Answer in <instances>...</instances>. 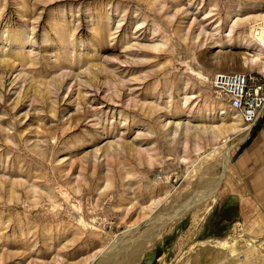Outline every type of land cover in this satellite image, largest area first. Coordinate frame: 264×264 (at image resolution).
<instances>
[{"label": "rangeland", "instance_id": "1", "mask_svg": "<svg viewBox=\"0 0 264 264\" xmlns=\"http://www.w3.org/2000/svg\"><path fill=\"white\" fill-rule=\"evenodd\" d=\"M263 13L264 0H0V264L136 250L143 208L179 206L222 174L213 200L126 264H264L223 197L249 139L225 171L240 137L217 150L215 127L241 120L211 87L264 72L249 37Z\"/></svg>", "mask_w": 264, "mask_h": 264}, {"label": "bare ground", "instance_id": "2", "mask_svg": "<svg viewBox=\"0 0 264 264\" xmlns=\"http://www.w3.org/2000/svg\"><path fill=\"white\" fill-rule=\"evenodd\" d=\"M253 20L255 22L258 21V19L257 20L253 19ZM249 37H250V40L254 42L256 49H258V51L260 50L259 52L264 54V50H262L260 46L258 45L257 39L254 36L252 29L249 30ZM258 55L262 56L261 54H258ZM259 56L253 57L254 59H252V61L249 60V62L251 64L259 62L260 59L263 58V57L260 58ZM196 75L201 80L205 82L206 81L210 82V79L207 76H205L204 73L199 72ZM228 112H231L233 114L235 113L230 108ZM177 126L179 127L180 125L178 124ZM215 130L219 137V145H218V148H216L217 150L223 147L226 144V142H230L236 137H240V141L238 142V144L233 145L232 147L227 149L222 154V165L224 166V170L226 171L230 163L232 154H233L232 151L235 150V147H238L239 145L243 144L247 140V138H249L250 134L247 132V130H251V129H246L242 127L241 122H240L239 124L238 123L234 125L231 124V126H224V127L217 126L215 127ZM211 156L212 154L209 155V157ZM223 179H224V174L220 176V180L218 184L213 185V187L210 188L209 190H206L203 192L200 191L199 193L196 192L190 199L186 200L183 204L179 206L174 205L169 208H165L161 211L159 210L160 207L168 201L171 195L170 197H168L167 195L165 198H160L158 200L152 201L150 206L143 208L142 217L144 220L142 222H145V223L142 224V222H138L139 223L138 229L135 230V234H137L138 232L141 233L138 238H142L141 240L137 241L138 242L137 249L129 252L126 250V248H121L118 253H113L110 255L108 254L109 255L108 257L104 256V254L107 253L105 252L104 254L100 255V257L104 256V259L101 261H98L97 264H126L127 261L132 260L138 254L140 250L142 251L143 249H145L151 242H153V240L156 237L158 238L160 236H164V231L170 224L174 223L177 220H181L182 218L189 215L190 213L197 210L198 208H204L209 201L213 200L216 197L219 187H221V182ZM194 221L200 222V219L198 220L197 215H194ZM141 224L142 226H140ZM233 238L234 240H236L235 237ZM251 242H254V241H251ZM254 248H256V244L251 243L250 249H254ZM98 258L99 257H96L95 255V256H92L89 259V261L92 262L94 259L97 260Z\"/></svg>", "mask_w": 264, "mask_h": 264}, {"label": "crops", "instance_id": "3", "mask_svg": "<svg viewBox=\"0 0 264 264\" xmlns=\"http://www.w3.org/2000/svg\"><path fill=\"white\" fill-rule=\"evenodd\" d=\"M248 139L234 160L233 186L223 197L234 201V230L240 228L251 240L256 238L263 242L264 122L258 130L252 131Z\"/></svg>", "mask_w": 264, "mask_h": 264}, {"label": "built area", "instance_id": "4", "mask_svg": "<svg viewBox=\"0 0 264 264\" xmlns=\"http://www.w3.org/2000/svg\"><path fill=\"white\" fill-rule=\"evenodd\" d=\"M252 32L258 45L264 50V16L258 19ZM214 93L240 118L250 134L264 116V73L260 71L225 72L211 80ZM249 136V137H250Z\"/></svg>", "mask_w": 264, "mask_h": 264}]
</instances>
